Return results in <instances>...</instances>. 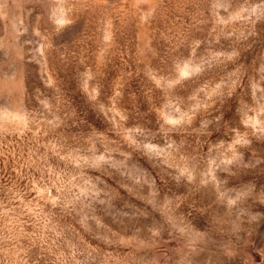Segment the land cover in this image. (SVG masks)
<instances>
[{
  "label": "rangeland",
  "instance_id": "obj_1",
  "mask_svg": "<svg viewBox=\"0 0 264 264\" xmlns=\"http://www.w3.org/2000/svg\"><path fill=\"white\" fill-rule=\"evenodd\" d=\"M0 264H264V0H0Z\"/></svg>",
  "mask_w": 264,
  "mask_h": 264
}]
</instances>
